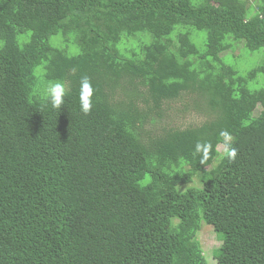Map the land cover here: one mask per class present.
Masks as SVG:
<instances>
[{"label": "trees", "instance_id": "1", "mask_svg": "<svg viewBox=\"0 0 264 264\" xmlns=\"http://www.w3.org/2000/svg\"><path fill=\"white\" fill-rule=\"evenodd\" d=\"M239 43L264 49V0H0V264H209L203 223L219 264H264V60Z\"/></svg>", "mask_w": 264, "mask_h": 264}, {"label": "rangeland", "instance_id": "2", "mask_svg": "<svg viewBox=\"0 0 264 264\" xmlns=\"http://www.w3.org/2000/svg\"><path fill=\"white\" fill-rule=\"evenodd\" d=\"M255 0H253L254 2ZM251 15L253 13H250ZM196 34V33H195ZM196 41V40H195ZM244 44V43H243ZM239 43L236 44L235 50H230L228 54H231L228 57L229 63L233 64L234 66L240 68L242 72H246L258 66L264 60V49L258 51H251L246 46L245 49L243 48L244 45ZM234 55V56H233ZM227 57V56H226ZM38 70H36V77L39 80ZM259 79L264 82V75H260ZM180 104L172 105V109H170L165 114V124L168 126L173 123H194L197 120L201 119V116L195 115L193 113L187 114L183 116L178 114V110L180 109ZM262 107L259 106L258 110L256 111V115L260 113ZM183 117L185 119L181 120ZM221 154H223L226 150V146L224 144L219 145L218 147ZM198 185L200 186V180L198 177H195L194 183L191 185H184L180 187L181 190L187 189L189 186ZM197 238L202 245V249L204 251L205 258L209 264H219L218 260L215 257V252L218 250L222 245V240L219 238L218 234L215 232L214 228L206 223L202 224L200 228Z\"/></svg>", "mask_w": 264, "mask_h": 264}, {"label": "clouds", "instance_id": "3", "mask_svg": "<svg viewBox=\"0 0 264 264\" xmlns=\"http://www.w3.org/2000/svg\"><path fill=\"white\" fill-rule=\"evenodd\" d=\"M68 89L62 83H53L48 86L45 90V95L47 99L50 101L53 108H61V106L65 103V97L68 95ZM92 94V89L87 81V78H84L82 81V92H81V110L87 114L91 110V102L89 97ZM234 157L236 155L235 151L231 153Z\"/></svg>", "mask_w": 264, "mask_h": 264}, {"label": "crops", "instance_id": "4", "mask_svg": "<svg viewBox=\"0 0 264 264\" xmlns=\"http://www.w3.org/2000/svg\"><path fill=\"white\" fill-rule=\"evenodd\" d=\"M248 2H250L251 4H256V3H258V0H255L254 2H253V0H248Z\"/></svg>", "mask_w": 264, "mask_h": 264}]
</instances>
